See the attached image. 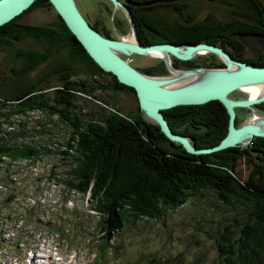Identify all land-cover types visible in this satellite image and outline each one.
I'll return each instance as SVG.
<instances>
[{
	"label": "trees",
	"instance_id": "obj_1",
	"mask_svg": "<svg viewBox=\"0 0 264 264\" xmlns=\"http://www.w3.org/2000/svg\"><path fill=\"white\" fill-rule=\"evenodd\" d=\"M190 1L129 5L140 42H206L219 45L236 59L264 65V51L247 57L246 43L242 40V37L264 38L263 0H213L226 7L228 13L221 18L210 13L203 19L198 18ZM36 8L53 9L48 0H34L22 14L0 26L1 49L27 38L46 45L43 51L21 48L16 52L18 60L26 59L18 67H9L16 83L0 86V126L2 123L11 125L14 117L26 118L24 114L38 106L41 109L33 111L43 112L48 117L57 116L69 127L70 138L62 154L70 163L62 184L67 192L87 196L91 211L99 218V250L104 253L105 244L125 226H133L142 219H165L170 211L207 192L235 210L240 208L231 218L203 230L202 237L210 240L217 251V264H264V137H255L248 147L239 145L195 155L181 144L170 142L147 117L124 114L113 106L103 111L104 117L99 123L84 121L73 112L77 108L78 91L89 95L95 89L113 94L123 90L135 92L94 62L55 10V17L44 24L21 21ZM159 9L176 16L171 19ZM87 20L102 35L115 38L111 30L99 22H91L88 17ZM143 29L145 33H141ZM58 49H66L69 58L54 70L60 75L61 85L53 90V97L44 94L42 102L37 104V93L29 94L36 88L28 86V72ZM216 58L214 54L187 61L173 58L171 63L177 69L224 67V62ZM75 66H81L83 73L75 71ZM135 68L151 76L169 74L162 60L156 65ZM20 72L27 75L13 76ZM103 101L110 103L107 99ZM215 106L224 108L218 100H212L201 105L175 106L164 110L163 114L174 133L188 135L197 148L208 147L225 136L227 117L189 116H194L200 108ZM259 106L264 108V102ZM202 122H207L209 127L201 133L194 131ZM6 135L5 130L0 129V165L5 159L10 163L37 159L47 151L38 145L15 144V135H23V132ZM239 162L249 173H239L236 168ZM49 181L58 185L54 177ZM141 257L148 255L141 254L133 260L134 264H141ZM205 258V253L199 249L190 263H185L181 251L164 262L150 258L147 264H203Z\"/></svg>",
	"mask_w": 264,
	"mask_h": 264
},
{
	"label": "rangeland",
	"instance_id": "obj_2",
	"mask_svg": "<svg viewBox=\"0 0 264 264\" xmlns=\"http://www.w3.org/2000/svg\"><path fill=\"white\" fill-rule=\"evenodd\" d=\"M75 2L84 16L91 22L97 21L106 29L109 28L115 37L127 38L132 35L126 15L121 9L114 8L109 0ZM190 2L198 18H206L210 13L221 18L228 13L226 7L213 0ZM158 11L171 19L176 16L168 10ZM54 17V9L36 8L26 13L21 21L44 24ZM242 39H249V42L244 40L247 57H255L264 51V38ZM25 45L40 51L46 47L43 42L27 38L22 42H13L0 48V86L2 83H16L8 70L10 66H19L20 61L15 55ZM210 54L201 53L195 57L209 58ZM124 58L134 67L156 65L162 60L156 56L139 54ZM68 59L67 50L58 49L32 72H28L26 81L33 83L47 78ZM76 70L83 73L81 66H75ZM60 85L59 73L44 81L45 88L55 89ZM233 93L240 95L242 92ZM77 96V108L73 109V112L80 115L84 121L99 123L104 117L103 111L111 106L119 108L124 114L134 115L140 112L136 95L132 91L123 90L113 94L95 89L90 95L78 91ZM105 99L110 103H104ZM56 117H48L45 113L36 111L23 119L14 117L11 125L2 123L0 126V129L7 133L6 136L18 131L23 132V135H15V144L38 145L47 150L37 159L16 160L13 163L5 159L0 165V264H29L34 251H39L38 259L44 264L48 260V264H52L50 260L55 264H90L94 255L91 252L98 251V245H101L99 218L93 210L91 211L87 196L64 190L62 184L64 173L70 161L62 152L67 147L70 129L65 122ZM249 171L246 169L241 175H246ZM51 177H54L58 185H53V182L49 181ZM203 194L202 197L189 199L176 210L170 211L165 219H142L133 226H125L121 233L112 236L105 244L106 250L101 261L105 264H122L124 261L127 264H134V259L141 254H147L148 257H141L143 258L141 264H147L150 258L164 262L174 253L183 251L185 263H190L196 252L202 249L206 256L203 264H217L219 259L217 251L210 240L202 237L203 230L214 227L225 218H231L235 212L240 211V208L235 210L209 193ZM44 212L52 213L46 218ZM43 241L47 244L50 242V246H46ZM45 251H49V255L43 253Z\"/></svg>",
	"mask_w": 264,
	"mask_h": 264
},
{
	"label": "water",
	"instance_id": "obj_3",
	"mask_svg": "<svg viewBox=\"0 0 264 264\" xmlns=\"http://www.w3.org/2000/svg\"><path fill=\"white\" fill-rule=\"evenodd\" d=\"M48 1L94 62L102 70L114 75L120 83L134 90L139 109L145 117L159 126L170 142L181 144L188 153L202 155L239 145L248 147L255 137H264V117L254 113L252 117L261 118L259 122L250 117L236 127L234 112L235 106H247L253 109V105L264 102V87L262 92L256 96L248 93L243 99L231 96L232 92L243 91L242 89L246 86L264 84V65L236 59L219 45L206 42L180 44L171 42L142 44L140 42L129 5L146 6L176 0L138 2L109 0L114 8L121 9L126 15L134 38L132 42L125 40L124 37L111 38L99 33L80 12L75 0ZM33 2L34 0H0V26L22 14ZM244 40L249 42V39ZM153 52L165 54L161 59L169 72L168 75H147L124 58V56L135 54L150 56ZM201 52L219 57L224 62V67L200 66L191 69H177L171 63L172 57L187 61ZM174 71H180L187 77L194 72H204L205 77L199 81L170 87L168 84L177 80L176 76L171 75ZM212 100L222 103L229 115L227 133L213 146L195 147L187 137L174 133L163 115L164 110L175 106L201 105Z\"/></svg>",
	"mask_w": 264,
	"mask_h": 264
},
{
	"label": "flooded vegetation",
	"instance_id": "obj_4",
	"mask_svg": "<svg viewBox=\"0 0 264 264\" xmlns=\"http://www.w3.org/2000/svg\"><path fill=\"white\" fill-rule=\"evenodd\" d=\"M85 17L87 19V16H85ZM107 30L110 31L109 28H107ZM141 31H142L141 33H143V32L145 33V30L144 29L141 30ZM22 48L23 49H27L29 47H27L25 45ZM25 59L22 58V57H20L19 61H20V64L21 65L25 63ZM32 71L33 70H31L30 72H32ZM56 73H57V71L53 72L51 75H48L47 78L49 79L50 76H55ZM18 74H20V75H18ZM24 74L27 75L26 73L20 72V73H14L13 76L14 77H17V76L23 77ZM47 78H45V79H47ZM45 79L42 78L40 80H37L36 82L28 83V86H32V87L36 88L35 91H32L29 94L37 93V94H35V96H38L39 97V99L36 101L37 104L42 102V99L44 98V94H47L49 96V98L50 97H53V95L51 96V94H52L54 88L53 87H46L45 88L44 87V81H45ZM241 92L242 93H240V95H235L232 92L231 93V96H233L234 98H239V99L246 98L248 92L246 90L241 91ZM259 104L253 105V107H254L253 109L251 107H247V106H235L234 107V112H235V126L236 127H239L245 120H247L248 118L252 117L254 113H255V115L264 117V108L261 107V106H259ZM33 109L40 110L41 108L38 107V106L37 107L35 106V108H33ZM33 109L29 110V113H25L24 116L27 117V116H30L33 112H36V111H33ZM136 116L137 117H142V116H145V115L140 110V112H137ZM189 117H227V123H226V126L225 127L228 130V119H229V115H228V112H227V110H226L225 107L222 108L220 106H215L213 108H200L199 110H197V113L194 116H189ZM253 118H260V117H252V119ZM208 127H209V125L207 124V122H202V124L198 125L194 129V131L201 133V132H203V130L207 129ZM227 130H226V133H227ZM178 134H181V135L187 137L188 139L190 138L188 135H185V134H182V133H178ZM236 168L239 171V173H243V171L246 170V169L243 170L244 167L242 165V162L241 163L239 162L236 165Z\"/></svg>",
	"mask_w": 264,
	"mask_h": 264
},
{
	"label": "bare ground",
	"instance_id": "obj_5",
	"mask_svg": "<svg viewBox=\"0 0 264 264\" xmlns=\"http://www.w3.org/2000/svg\"><path fill=\"white\" fill-rule=\"evenodd\" d=\"M124 38H125V40L131 41V42L134 41V38L132 35L127 37V38L126 37H124ZM201 53L204 54L206 52H201ZM150 56H154V57L156 56V57L161 58L162 56H165V54L160 53V52H153ZM180 74H181L180 71H174L172 73L173 76L177 77V80L169 83L168 85L170 87L180 86V85L188 84L190 82L199 81L205 77L204 72H194V73H192L191 76H188V77L185 76L184 74H181V75ZM263 87H264V84L251 85V86L244 87L242 90L243 91L246 90L251 96H256L262 92ZM260 119L261 118H253L252 120L259 122ZM40 263L44 264V262H41V260L37 259L35 255L31 256L29 259V264H40Z\"/></svg>",
	"mask_w": 264,
	"mask_h": 264
},
{
	"label": "clouds",
	"instance_id": "obj_6",
	"mask_svg": "<svg viewBox=\"0 0 264 264\" xmlns=\"http://www.w3.org/2000/svg\"><path fill=\"white\" fill-rule=\"evenodd\" d=\"M88 21V20H87Z\"/></svg>",
	"mask_w": 264,
	"mask_h": 264
}]
</instances>
